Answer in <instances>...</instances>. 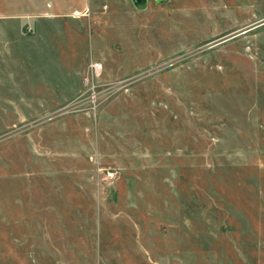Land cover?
Returning <instances> with one entry per match:
<instances>
[{"label": "rangeland", "instance_id": "obj_1", "mask_svg": "<svg viewBox=\"0 0 264 264\" xmlns=\"http://www.w3.org/2000/svg\"><path fill=\"white\" fill-rule=\"evenodd\" d=\"M12 2L67 44L0 20V264H264V0Z\"/></svg>", "mask_w": 264, "mask_h": 264}, {"label": "crops", "instance_id": "obj_2", "mask_svg": "<svg viewBox=\"0 0 264 264\" xmlns=\"http://www.w3.org/2000/svg\"><path fill=\"white\" fill-rule=\"evenodd\" d=\"M4 7H16V5L13 4L12 0H4ZM48 15V14H47ZM44 17V16H42ZM53 18V17H56V15L52 16V15H48V18ZM12 19V20H16L15 23H18V25L20 23H28L29 25L30 24H33L35 25L36 24V31H35V28L32 30L33 31V35L32 37L35 38L33 39V41L31 42H20L19 40L16 41L17 43L19 42V44H22V46H24L28 51L25 52L26 54V59L31 62L33 60V58H37L38 56H40V54H42V47L44 45H53L54 47H57V46H61L62 43H66L67 42L62 39V40H57L55 38H52L53 40L50 39V35L51 34H54V29L53 27H48L45 29V30H48V33L46 35V39H41V38H38L36 36H38L39 34H42V29L43 27H46L44 25H40L37 23V17L36 16H33V12H29L28 10H24V9H17V10H14V11H3L1 12L0 11V20H3V19ZM35 18V19H34ZM41 17H39L38 19H40ZM41 29V33L38 32V30ZM7 27L6 26H2L1 23H0V34H6L7 35ZM38 33V34H37ZM37 34V35H36ZM21 35H25L24 32H23V29L21 28V26L19 25L18 28H17V31L13 33V38L14 39H18L19 36ZM70 40V38H69ZM70 43H71V40H70ZM33 51L30 50V48H33ZM92 59V58H91ZM80 68V67H79ZM79 70L77 69V74L79 73L78 72ZM79 75V74H78ZM80 78H82L81 76H79ZM65 87H60L58 85V87L56 88L55 86H51L50 84H48L47 87L43 88V90L40 92V93H37V95H40L39 98L34 101L33 103H31L30 105L27 106V108H35V107H49V106H57V105H60L61 102L65 101V99L68 97L66 94H65ZM77 89L76 90H71L70 94L69 95H73L75 93H77ZM62 95V99L61 96Z\"/></svg>", "mask_w": 264, "mask_h": 264}, {"label": "built area", "instance_id": "obj_3", "mask_svg": "<svg viewBox=\"0 0 264 264\" xmlns=\"http://www.w3.org/2000/svg\"><path fill=\"white\" fill-rule=\"evenodd\" d=\"M87 71L85 73V75H83L82 80L84 81L85 85L88 84L89 85V101L91 104L93 103H97L98 102V97L100 95L97 94V90H96V86H97V79L98 77L101 76L104 66L102 65V63L100 61H98L97 59H91L88 63H87ZM98 170H102L105 171L104 174V178L109 180L112 179L115 176V171L112 170L111 168H103V167H98Z\"/></svg>", "mask_w": 264, "mask_h": 264}]
</instances>
